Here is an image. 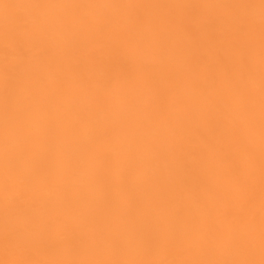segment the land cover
Masks as SVG:
<instances>
[{"label":"snow or ice","instance_id":"6c2138e0","mask_svg":"<svg viewBox=\"0 0 264 264\" xmlns=\"http://www.w3.org/2000/svg\"><path fill=\"white\" fill-rule=\"evenodd\" d=\"M16 6L42 11L0 32V264H264V0ZM126 53L143 99L110 126Z\"/></svg>","mask_w":264,"mask_h":264},{"label":"bare ground","instance_id":"6f19581e","mask_svg":"<svg viewBox=\"0 0 264 264\" xmlns=\"http://www.w3.org/2000/svg\"><path fill=\"white\" fill-rule=\"evenodd\" d=\"M64 2H106V3H122L126 0H0V32H2L6 23L15 24L17 18H30L36 14L37 9L27 7H18L16 5H26L30 3H64ZM143 2L157 3H229L234 0H143ZM244 2L258 4L259 0H244ZM5 5H10L5 7ZM213 14H221L223 10L211 9ZM140 62L136 60V55L126 53L119 57L113 58L107 66L108 85L102 95L105 98V104L108 111L105 113V121L111 126L113 125L118 114L135 113L138 105L143 97L141 93L142 73L139 68ZM0 77H2V66H0ZM130 132L136 135H142L145 144L152 143V137L148 133V129L136 128L132 125ZM82 143V141H81ZM70 147L74 145L70 142ZM106 152L113 153V161L119 166L123 160V153L118 150L112 143H106L103 147ZM86 160V170L96 175L97 178L101 175L98 165L87 160L86 154L81 153ZM115 175V173H114ZM143 175V169L137 170L134 173L133 179H138ZM258 206V201H257ZM258 258V256H257Z\"/></svg>","mask_w":264,"mask_h":264},{"label":"clouds","instance_id":"9594fccd","mask_svg":"<svg viewBox=\"0 0 264 264\" xmlns=\"http://www.w3.org/2000/svg\"><path fill=\"white\" fill-rule=\"evenodd\" d=\"M107 11L110 12L111 14H117V13L119 12L118 9H110V10H107ZM88 14H93V13L89 12ZM10 59H11V60H14L15 58H14V57H10ZM136 60H137L138 62H141L142 57H138V56H136ZM2 62H3V58L0 57V63H2Z\"/></svg>","mask_w":264,"mask_h":264}]
</instances>
